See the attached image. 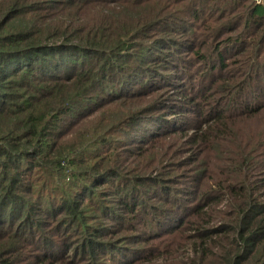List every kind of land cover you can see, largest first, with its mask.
Masks as SVG:
<instances>
[{
    "label": "trees",
    "instance_id": "1",
    "mask_svg": "<svg viewBox=\"0 0 264 264\" xmlns=\"http://www.w3.org/2000/svg\"><path fill=\"white\" fill-rule=\"evenodd\" d=\"M246 1L0 0V264H17L7 258L15 253L8 236L16 222L28 223L35 211L16 192L34 193L44 215L61 221L63 228L75 224L83 233L86 227L81 252L92 255L99 245L95 238L107 228L81 225L79 209L82 192H96L97 187L84 188L76 197L80 201H69L52 194L54 189L45 182L36 184L40 180L35 175L75 160L103 137L138 106L142 89L155 83L152 77L160 75L162 85L166 78L159 71L169 63L163 51L175 49L168 36L183 28L200 45L191 49L196 62L209 67L203 83L190 90L202 122L211 124L204 131L216 135L214 141L220 127L228 130L234 111L258 114L259 130L242 131L237 141L245 148L244 160L217 168L214 191L196 192L198 198L188 202L177 226L152 239V257L130 262L126 257L119 264H264V4ZM238 30L249 41L223 36ZM235 45L239 48L235 55L249 60L228 74L227 61L234 53L226 50ZM213 47L216 50L210 53ZM242 76L256 82L240 83ZM255 89L263 98L247 105ZM98 113L101 116L93 119ZM92 152L89 149L84 157L87 162L96 159L91 175L98 171L115 175L109 170L114 154ZM74 179L73 192H78L83 178ZM126 187L132 195L136 184L113 190L124 206ZM139 205L131 200L129 212ZM163 217L158 230L177 218L166 213ZM30 229L39 230L35 224ZM168 234H173L174 243H188V253L178 250L165 256L160 250ZM118 252L124 255L122 249Z\"/></svg>",
    "mask_w": 264,
    "mask_h": 264
},
{
    "label": "rangeland",
    "instance_id": "2",
    "mask_svg": "<svg viewBox=\"0 0 264 264\" xmlns=\"http://www.w3.org/2000/svg\"><path fill=\"white\" fill-rule=\"evenodd\" d=\"M246 2L264 4V0ZM184 30L185 28L178 29L175 34L168 36L174 40L170 46L175 49L163 51L167 52L169 63H165V67L160 69L163 73L159 71V74L167 79L163 80L162 85L158 83L160 75L152 77L155 83L142 89L140 97L143 99L139 101L138 106L127 111L124 118L117 120L103 137L96 139L82 153L75 155L76 159L71 157L75 160L62 161L59 165L49 168L46 173L37 172L35 175L36 180H40L36 181V184L45 182L54 189L51 193L60 196V199L67 197L69 201H80L76 197L84 193L83 204H80L79 209V216L83 217L81 225L107 228L100 237L95 238L99 245L92 251V255L81 252L80 240L86 233V227L83 233L82 227H76L75 224L71 225L70 229L63 228L60 226L61 221H53V218L44 215L41 203L34 193L16 192L22 201L29 202L35 211L31 217L32 221L29 220L30 224L29 221L14 224L7 242L15 253L7 256L9 260H16L17 264H119L123 259L126 260V257L130 258L128 262L132 259L152 257L155 245L152 239L177 226L176 220L180 222L182 210L191 205L188 202H194L198 198L196 192L214 191L212 185L218 178L217 168L244 160L245 148H242L237 139L245 128L258 132L259 115H242L234 111L228 130L223 131L220 127L217 133L219 136L212 141L214 135L204 131L211 124L202 122L200 107L190 101L193 97L191 88L196 89L203 83L201 77L209 67L196 62L193 52L200 45H195L191 41V34ZM159 36L166 37L162 34ZM223 36H233L235 39L241 37L245 42L249 41L241 30L228 32ZM193 46L194 51H191ZM226 48L227 46L223 50ZM215 50L216 47H213L210 53ZM230 50L234 55L227 61L229 66L225 73L234 74L242 68L243 62L249 59L235 55L239 50L236 45L235 48H227L226 52ZM233 60L239 63L232 64ZM239 82L254 84L256 81L242 76ZM252 91V100L246 103L247 105L256 100L258 103L259 99L263 98L256 89ZM100 116L101 113H98L93 119ZM97 142L104 145H96ZM89 149L96 155L106 151L113 153L109 170L115 175L102 171L91 175V164L96 159L93 158L89 162L85 160ZM250 150L254 155V148ZM100 164L97 163V166ZM74 176L83 178L78 192H73L74 184H77ZM109 179L112 180L108 182ZM130 183H135L136 187L132 190V195H129L126 187L128 198H125L127 204L124 206L117 201L118 196L113 190ZM95 187L96 192L81 193L84 188ZM55 200L59 201L56 197ZM131 200L134 204L138 202L141 205L134 213L128 210ZM55 209L56 207H53L51 212ZM163 213L168 216L174 214L177 218L168 221L169 225L158 230V222L162 224L160 220L164 219ZM34 224L37 225L39 233L30 229ZM162 241H166L160 250L165 256L170 253L177 254L175 251L178 250L180 253L190 250L185 241L174 243L173 234H168ZM158 247L156 244L155 248ZM111 249L116 251L111 253ZM121 249L124 251L123 256L118 252ZM160 259L155 262H161Z\"/></svg>",
    "mask_w": 264,
    "mask_h": 264
}]
</instances>
